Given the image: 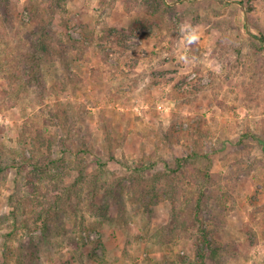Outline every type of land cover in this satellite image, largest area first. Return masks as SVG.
<instances>
[{
	"label": "rangeland",
	"instance_id": "obj_1",
	"mask_svg": "<svg viewBox=\"0 0 264 264\" xmlns=\"http://www.w3.org/2000/svg\"><path fill=\"white\" fill-rule=\"evenodd\" d=\"M166 2L173 32L147 0H0V264H264V0ZM204 184L206 240L181 228Z\"/></svg>",
	"mask_w": 264,
	"mask_h": 264
},
{
	"label": "trees",
	"instance_id": "obj_2",
	"mask_svg": "<svg viewBox=\"0 0 264 264\" xmlns=\"http://www.w3.org/2000/svg\"><path fill=\"white\" fill-rule=\"evenodd\" d=\"M147 1H148L147 8H146L148 10V11L146 10L147 13L157 18H155L154 20H151V19H148V17H144V18L140 17L138 25L141 24L142 27H145L148 30L155 29V27H159L163 29L164 25L166 26L165 19H163V14L168 13L171 19V21H169L167 25L169 32H173L179 26L178 20H177V18H179V14L174 12V9L176 8L175 6L169 5L166 2V0H147ZM222 2L224 3V6L228 5L227 2L225 1H222ZM58 5L60 4L56 3V6ZM141 26H137V27L141 28ZM106 33L108 32H105V34L102 36L103 39L107 37ZM71 45L74 46L73 43H71ZM75 45H77L76 41H75ZM63 52L64 50L58 51V54L61 53L63 55ZM37 60H38L37 64L31 65L30 67H27V68L28 70H30V73L28 75L31 78H33L32 81L39 80L40 82L42 81V78L38 77L40 75V73L38 74L40 70H37V68L38 69L42 68L43 62L45 61L44 56L39 55ZM84 135L85 134L82 133L81 138H79L81 147L77 150V152H75V150L71 148L63 138L60 140V143H62L64 147L59 150L60 152L58 154H54L55 152L52 148V144L50 142V139H48L47 140L48 141L47 142L48 153L45 155V157L42 158L41 160H37V156L35 155L33 156L36 166L40 167L42 169V172L48 173L47 169H50V168L51 170H54V171H60L63 167L66 166L69 159L71 160L76 159V156H79L80 162H83L85 155L87 153L89 152L93 153L92 146H91L92 142L90 143V140ZM195 154H197V152L186 155L184 156L183 159L190 161L192 158L196 157ZM110 155L111 157H115V154L112 150L110 151ZM177 160H178L179 165H181L182 159L177 158ZM169 174L170 173H167V172L154 171L152 177H154L155 179L166 178L168 180L170 179ZM208 175H209V172H208ZM54 176L56 178L59 177L57 174H54ZM61 176H71V173L69 171H66V172H63ZM83 179H84L83 176H77V178H75V181L73 182L72 187H77L76 185H78V183H80ZM59 186L60 185L57 183L54 190L59 191L60 189ZM65 189L66 190L64 192H58V193H65V192L72 193L71 187H65ZM206 189H207V185L204 184L203 187L200 188L198 196L194 198V200H191L188 202V205H186L185 207V212H184L185 214L183 213L184 215H183L182 226H181V228H183V231L185 233H188L193 228L194 230H192L191 235L193 234L196 235V233H198V237L204 240L207 239V234H208V230L205 228V222L207 218L205 214V209L208 208V205H207L208 199H211L210 196H208V194L206 193L207 192ZM57 195H58L57 198L52 202V205H51L52 207L50 206L49 208L50 211L51 210L55 211L56 209L57 210L59 209V203H61V200L63 199V195L62 194H57ZM15 211L16 210H14V212Z\"/></svg>",
	"mask_w": 264,
	"mask_h": 264
},
{
	"label": "clouds",
	"instance_id": "obj_3",
	"mask_svg": "<svg viewBox=\"0 0 264 264\" xmlns=\"http://www.w3.org/2000/svg\"><path fill=\"white\" fill-rule=\"evenodd\" d=\"M180 33L186 45H191L200 39V34L197 28L190 22H184L180 25ZM178 59L185 64L189 62V57L186 55H180Z\"/></svg>",
	"mask_w": 264,
	"mask_h": 264
}]
</instances>
